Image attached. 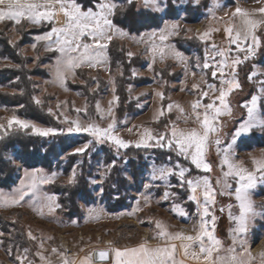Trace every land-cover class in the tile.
I'll return each instance as SVG.
<instances>
[{
  "label": "rangeland",
  "instance_id": "374dc122",
  "mask_svg": "<svg viewBox=\"0 0 264 264\" xmlns=\"http://www.w3.org/2000/svg\"><path fill=\"white\" fill-rule=\"evenodd\" d=\"M115 2L119 6L134 2L136 10L146 9L158 14V25L130 32L113 22L116 28L126 33L125 36L114 35L111 40L119 46L123 45L125 60H116L112 65L107 47V59L104 62L95 66L83 63L74 71L66 72L62 84L57 80L60 52L55 50L54 44L37 40V37L63 24V15L61 23L57 21L58 17L38 24L27 20L19 24L10 20L0 22V38H5L18 58L6 54L8 50L0 48V72L6 76V80L0 81V92L5 95L4 99H0V144L18 132L42 136L34 132L32 126L37 129H56L57 134H76L81 139L67 146L54 159L50 168L41 165L24 166L13 151V145H10L12 141L8 142L4 156L14 165L15 171L8 186L0 185V193L11 196L21 186L22 180L27 183L26 171L39 169L45 177H51V182L38 183L35 197L29 193L19 204L0 206V264H21L17 257L24 255L32 264H63L65 259L70 264H80L82 258L91 255L92 249L98 247L124 249L137 247L141 243L149 247L163 245L164 240L154 238L160 231L157 222L170 234L195 237L200 229L203 207L189 200L192 193L188 185H181L180 178L175 174L181 167L188 169L185 179L207 176L215 189V203L208 205L211 215L203 219L209 221L208 228L211 230L212 216L216 217L214 234L222 241L219 254L228 255L225 250L234 247L236 264H264V180L257 174L256 185L251 190L257 215L248 221L247 231L240 234L237 243L233 244L236 223L230 219L229 212L233 217L238 216L239 207L235 196L227 193H234L236 181L228 177L232 187L225 189L222 172L223 150L229 144L230 161L237 167L251 172L255 169L253 160H264V130L253 128L240 136L234 135L247 118V110L242 105L250 101L253 95H260L259 81H264V24L256 29L260 47L247 60H244V52L238 53L236 45L230 44L225 31L233 25L238 29L243 28L244 17L241 14L233 15L237 9L246 13L249 19L264 21V12L260 11L264 9V0H159L160 11L145 6L144 0ZM168 11L170 16L166 15ZM171 25H176L174 29L170 28L174 34L168 35L166 32L167 39L161 42L160 30ZM206 32L209 35L202 39ZM24 37L27 39L21 40ZM213 45L217 49H231L226 52L230 65L225 69L226 73L231 70L233 59L239 57L243 62L234 66L240 88L226 96L231 115L225 113L217 118L218 131L210 134L205 146L204 160L210 165L211 171L197 169L191 164L190 158L178 156L174 146L167 147V141H164L165 147L155 146L154 140L149 141L152 145L150 147H136L142 139H147L145 130L153 136L164 134L169 138L173 127L184 131L193 128L199 130L200 124L192 109V104L198 99L201 105L215 100L216 106L223 108L216 99L219 91L207 87L209 84L216 89L221 87L219 72L217 77H213L212 71L215 69L203 67L206 54H214ZM50 47L52 50H49ZM154 47L157 51H154ZM159 48L165 49L163 59ZM173 52H179L183 59H178ZM133 57H138L139 61L129 63ZM221 59L216 57L215 61L209 60V63ZM253 72L257 75L250 81L249 75ZM227 78L231 79L230 76ZM205 91L208 96H203ZM26 95L29 102L24 103ZM169 105L172 107L169 108ZM258 107L264 115V96L258 102ZM204 111L202 106L197 109L201 120ZM17 120L28 123L30 127L22 128L16 123ZM9 121H12L11 125ZM73 122L81 128L91 124L102 129L113 123V134L128 146L119 148L110 140L101 142L85 131L69 132L68 129L74 127ZM52 136L49 134L43 137ZM217 136L221 140L219 145L214 143ZM86 144L88 147L83 152L76 151ZM100 145H105L116 157L121 155L119 152L131 154L134 151L142 156V162L128 163L129 156L123 155L121 163H115L120 170L118 178L121 186L117 188L112 180L110 186L113 190L117 189L112 193H108L106 178L112 169L108 166L115 159L104 161ZM72 153H87L92 168L91 173L86 174V179L92 199L86 201L77 197L78 209L70 215L60 204L58 194L51 189V184L55 181L64 184L75 182L80 171V157L67 172L63 171L61 165L66 161V155ZM93 153H97L94 158ZM57 159L61 160V164L56 163ZM161 167L172 169L174 174L166 180L152 179L153 169ZM223 171H228L227 166H223ZM217 180L221 183L217 184ZM165 192L168 193L167 198H164ZM48 196L55 197L52 211L47 207ZM198 197L202 204L203 195L199 190ZM108 199L111 202L121 201L122 205L113 210L108 209L105 204ZM180 210H183V215ZM29 233L34 239L30 238ZM171 243L177 245L178 261H183V264H203L202 260L191 258V253H199L198 241L175 240ZM181 243L193 245L189 249L188 258L184 257L179 247ZM258 244L262 248L252 252V247ZM25 249L28 250L26 253ZM41 255L45 257L44 260L40 259ZM93 264L111 262L93 261Z\"/></svg>",
  "mask_w": 264,
  "mask_h": 264
},
{
  "label": "snow or ice",
  "instance_id": "6c2138e0",
  "mask_svg": "<svg viewBox=\"0 0 264 264\" xmlns=\"http://www.w3.org/2000/svg\"><path fill=\"white\" fill-rule=\"evenodd\" d=\"M198 2V0H197ZM145 6H151L154 10L160 11L161 5L159 0H144ZM218 6V5H217ZM120 7L115 0H92L87 9L78 0H0V22L4 20L14 21L19 24L22 20H27L33 24H38L41 21H53L58 15H63L64 22L59 27H53L50 32L43 36L37 37V40L49 41L55 45V50L59 51L61 58L57 61V80L63 83L66 72H72L75 68L80 67L83 63H87L89 66H95L96 64L104 62L106 57V49L108 42H110L114 35L125 36L122 30L116 28L113 24L112 17L115 15L116 10ZM212 11V9H209ZM264 12V9L260 10ZM241 14L244 19L242 21L243 28L238 29L235 25L225 29L230 44L236 45L237 52H244V60L249 59L255 55L256 49L260 47V39L256 35V29L258 26L264 24V21H256L249 19L246 13H241L240 9L236 10L233 15ZM176 25L166 26L165 29L160 30L159 40L161 42L167 39L168 35L174 34L171 29H174ZM151 35L155 36L156 33ZM209 33H204L202 39L207 37ZM54 38V39H53ZM91 41V42H88ZM250 41V42H249ZM35 47V45H33ZM214 50L213 55H207L203 67L205 69L214 68L212 76L217 77L219 72V79L221 87L216 89L214 85H207L208 89L212 91H219V96L216 98L220 101L223 106L217 107L215 100L212 102L201 105L198 99L192 104L193 112L196 113V121L200 124V129L195 128L184 131L177 130L173 127L171 132V138L164 134L159 136H153L151 132L145 130L147 139H142L136 147H150L149 141L154 140L155 146L165 147L164 141H167V147H175L177 155L184 156L185 159L190 158L191 164L195 165L197 169H203L205 172L211 171V167L204 160L205 146L209 142L210 134H215L218 131V120L217 118L222 114L231 115V108L226 103V96L231 93L234 89L240 88L239 81L235 78L236 71L235 65L242 63L239 57L231 61V70L226 73L225 69L230 67L226 52L231 49H217L216 45L212 46ZM49 50H52L51 47ZM154 51H157L154 47ZM161 59L164 58L165 49H158ZM178 59H183L179 52H173ZM131 55V54H129ZM216 57L223 59L216 61L213 64L209 63V60L215 61ZM257 75L253 72L249 75L251 81L253 77ZM231 77V79L227 77ZM261 84L260 95H253L250 101H247L242 107L247 110V118L240 124L239 128L235 132V136L248 133L253 128H259L264 130V115L261 114L258 102L261 97L264 96V81H259ZM225 86H227L225 88ZM162 97V94H160ZM203 96H208V92H203ZM39 103V101H37ZM204 108L203 119H200V113L197 112L199 107ZM172 106L169 105V108ZM181 111H183L181 109ZM12 121H9L11 125ZM22 128H28L30 125L24 121H16ZM74 127L68 129L69 132L85 131L90 135L96 137L99 141L110 140L119 148H125L128 144L120 139L118 136L113 134L114 124L110 123L107 128H99L95 125H89L86 128H81L79 124L73 122ZM2 127V126H0ZM34 132L42 136H48L49 134H57L56 129L46 128L37 129L34 126ZM214 143L219 145L221 143L220 138L217 136ZM88 145H84L83 148L76 149L77 152H83ZM230 149L231 144L228 148L223 150L222 160V172H223V186L225 189L231 188L232 185L228 183V177L235 178L236 187L234 193L229 192L227 194L234 195L238 202L239 215L233 217L231 211L229 212L230 219H234L236 227L233 230L235 235L233 236V244L237 243V237L247 231L248 221L257 212L255 210L254 203L251 199V190L255 187L257 182V174L264 180V160H253L255 165L254 171H247L244 168L237 167L230 161ZM116 161L114 160L108 167H114ZM223 166H227L228 171H223ZM188 171L187 168L181 167L178 173H175L180 178L181 185L186 183L191 191L189 200L196 201L199 207H203L202 220L200 229L195 237L192 236H181L180 234H170L157 222V228L160 231L154 238H160L165 241L163 245H157L155 247H149L146 243H141L139 246L134 248H109L108 250H101L95 253V257L101 261H110L111 264H183V261H178L176 258L177 245L171 243V241H198L199 242V253H191V258L195 260H202L203 264H236L235 248L229 247L225 251L228 255H220L222 248V241L214 234V222L216 217L212 216L213 228H208V223L203 217L211 215L209 212L208 205L215 203V189L212 187L211 181L207 176L197 177L193 179H185V173ZM39 173V175H38ZM158 173V175H157ZM173 170L170 168H154L152 179H163L166 180L169 175H172ZM25 180L21 181V186L14 190L11 196H6L4 193H0V206L5 204H19L24 200L25 196L29 193L35 197L38 183L51 182V177H45L41 170L37 169L33 172H25ZM217 184L221 181L217 180ZM198 190L203 195V203L198 197ZM221 194H225L221 192ZM168 193L165 192L167 198ZM49 211L53 210L55 202L54 196L46 197ZM59 205H55L58 207ZM231 205H229V209ZM183 215V210H180ZM223 211V209H221ZM30 238L31 233H29ZM206 238V240H205ZM242 243V241H241ZM183 250L185 258L189 257V249L193 247L191 243H181L179 246ZM28 250L25 249L26 253ZM53 251H56L53 249ZM111 254V255H110ZM215 254V255H214ZM39 255V254H38ZM264 255V254H262ZM18 260L21 264H32V261L28 260L27 256H18ZM41 260H44V256H40ZM63 264H70L68 260H64ZM74 264V262H71ZM80 264H93V256H85L80 260Z\"/></svg>",
  "mask_w": 264,
  "mask_h": 264
},
{
  "label": "trees",
  "instance_id": "16d2710c",
  "mask_svg": "<svg viewBox=\"0 0 264 264\" xmlns=\"http://www.w3.org/2000/svg\"><path fill=\"white\" fill-rule=\"evenodd\" d=\"M78 3L82 4L84 7L90 6L92 0H78ZM168 16H170V11L167 12ZM113 22L123 28H126L130 32L140 31L145 28H149L152 26H156L159 23V16L156 13H153L149 10H136L135 3L130 2L126 5L118 7L116 10L115 15L112 17ZM27 37L21 39L25 41ZM4 48L8 50L7 53L13 55L16 59L17 55L13 54L10 49V45L7 43L5 38H0V48ZM110 61L111 64H115L116 60L124 61V47L123 45H118L116 41H111L108 46ZM124 49V50H123ZM2 53V52H0ZM138 57H133L131 62L129 63H137L139 60ZM126 64V63H123ZM4 73L6 71H3ZM6 80L5 74L0 72V81ZM2 93L0 92V99H4ZM25 101H28V95L24 96ZM6 100V99H5ZM23 102V101H22ZM29 102V101H28ZM41 114L43 111H40ZM35 117L41 118V116L33 115ZM76 134L66 135V134H55L52 137H43L31 134H23V133H14L12 136L5 139L0 144V185L1 186H8L12 181V177L15 171L14 165L11 163L9 159L4 156V151L9 146L7 145L8 142H11L13 145L12 149L17 156H19L21 163L24 166H35L41 165L46 168L52 167L54 163V159L58 158L59 154L64 152L67 146L79 142L80 138H76ZM17 145V146H15ZM102 149L101 152L103 153L104 161H109L112 159L116 160V163H121L123 159V155H128V163L134 164V162H138L142 160L141 153L139 152H132L128 154L127 152H119L121 155L116 157L111 150H109L105 145H100ZM87 154V153H86ZM85 153L83 154H67L66 161L62 162L61 160L57 159L56 163L61 164L63 167V171L67 172L72 164L77 161L76 159L80 157L78 162V168L80 171L76 176L75 182L72 184L62 183L60 181H55L51 184V189L58 194V200L62 207L70 214L75 213L78 209V205L76 203V198L80 197L82 200L89 201L92 199V194L88 190L86 174L91 173V164L88 160V157ZM97 153H93L92 157H96ZM142 162V161H141ZM134 171V170H133ZM119 173L120 170L117 168L115 164L114 167L110 170V176L106 178V186L108 187V193H112L113 188L110 186V182L114 180V182L118 186H121L119 181ZM110 198V197H109ZM106 206L108 209H116L122 205L121 201H105Z\"/></svg>",
  "mask_w": 264,
  "mask_h": 264
},
{
  "label": "water",
  "instance_id": "95a60500",
  "mask_svg": "<svg viewBox=\"0 0 264 264\" xmlns=\"http://www.w3.org/2000/svg\"><path fill=\"white\" fill-rule=\"evenodd\" d=\"M108 249H109L108 247H98V248L92 249L91 256H93V261H95V262H105V261H101L98 258H96L95 257V253H98L101 250H108Z\"/></svg>",
  "mask_w": 264,
  "mask_h": 264
},
{
  "label": "bare ground",
  "instance_id": "6f19581e",
  "mask_svg": "<svg viewBox=\"0 0 264 264\" xmlns=\"http://www.w3.org/2000/svg\"><path fill=\"white\" fill-rule=\"evenodd\" d=\"M57 17H58V18H57V21L61 23V21H62V15H59V16H57ZM62 22H63V21H62ZM152 243H153V241H152ZM261 248H262V246H260V244L255 245V246L252 247V252H255V251H257V250H259V249H261Z\"/></svg>",
  "mask_w": 264,
  "mask_h": 264
}]
</instances>
